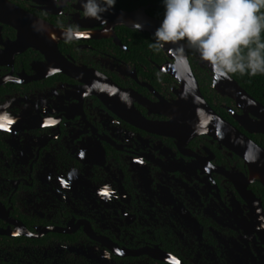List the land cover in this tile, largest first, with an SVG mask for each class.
Wrapping results in <instances>:
<instances>
[{
	"label": "flooded vegetation",
	"instance_id": "flooded-vegetation-1",
	"mask_svg": "<svg viewBox=\"0 0 264 264\" xmlns=\"http://www.w3.org/2000/svg\"><path fill=\"white\" fill-rule=\"evenodd\" d=\"M112 23L80 0H0V264H264V184L246 159L263 119L189 50L239 131L208 127L190 82L161 69L176 60Z\"/></svg>",
	"mask_w": 264,
	"mask_h": 264
},
{
	"label": "clouds",
	"instance_id": "clouds-1",
	"mask_svg": "<svg viewBox=\"0 0 264 264\" xmlns=\"http://www.w3.org/2000/svg\"><path fill=\"white\" fill-rule=\"evenodd\" d=\"M86 18L103 22L116 0H80ZM163 19L150 45L156 51L184 42L218 76L264 75V0H161ZM68 38H74L71 29ZM183 55V49L180 52Z\"/></svg>",
	"mask_w": 264,
	"mask_h": 264
},
{
	"label": "water",
	"instance_id": "water-1",
	"mask_svg": "<svg viewBox=\"0 0 264 264\" xmlns=\"http://www.w3.org/2000/svg\"><path fill=\"white\" fill-rule=\"evenodd\" d=\"M151 4L136 8L134 10H122L117 7H112L109 11H106L103 14V19L109 20V17L113 19L112 25H126L129 28L137 29L141 32H147L153 36L155 30L159 27L161 19L150 16L147 13ZM162 6V5H160ZM181 49H183V55L180 54ZM166 55L176 60L175 64L166 63L161 67L163 71H166L181 80L183 83L185 79L190 82V87L193 90V94L198 98L200 104H196L197 107L194 108L199 114L209 115L210 117V128H213L215 131H219L221 134L224 132L228 133L229 125L232 127V130L237 132L239 131L234 125L225 122L205 101L203 95L201 94L198 86V82L193 74L189 60H188V51L192 50L195 55L198 57L200 64L206 65L210 71V75L213 78L212 86L219 92L222 96H228L236 100L237 104L240 106L247 107L248 109H254L256 112H253L256 116L260 117L261 121L258 123L256 120L252 119L249 122H252L256 125L254 130L255 132H260L264 134V106L257 101L253 96H251L234 78L229 75L227 76H218L215 68L211 65L210 62L204 61L200 58L199 54L196 53L193 49L189 48L184 44V42L169 43L163 48ZM193 111V113H194ZM229 124V125H228ZM166 127V124L164 125ZM174 128L173 125H171ZM199 128L205 129L200 123ZM244 136V135H243ZM243 138L247 139L246 136ZM248 142L252 143L253 152H250V159L246 157L248 164L251 167L256 168L255 178H258L264 184V149L255 145L253 142L247 139ZM246 153V152H245ZM260 155V160L257 159L256 155Z\"/></svg>",
	"mask_w": 264,
	"mask_h": 264
},
{
	"label": "trees",
	"instance_id": "trees-1",
	"mask_svg": "<svg viewBox=\"0 0 264 264\" xmlns=\"http://www.w3.org/2000/svg\"><path fill=\"white\" fill-rule=\"evenodd\" d=\"M151 4L147 13L150 16L156 17L158 19H163L164 8L161 0H116L114 7L122 10H134L136 8L146 6ZM162 5V6H160ZM259 15L264 16V6H261ZM140 35V38L149 39L151 44L153 43V36L149 34H141L139 32L133 31ZM261 38L264 40V31L261 33ZM135 47V46H134ZM135 54H139L138 49H136ZM251 96H253L257 101H259L264 106V75L258 74L256 76H249L247 74L240 75L239 73L230 74Z\"/></svg>",
	"mask_w": 264,
	"mask_h": 264
},
{
	"label": "snow or ice",
	"instance_id": "snow-or-ice-1",
	"mask_svg": "<svg viewBox=\"0 0 264 264\" xmlns=\"http://www.w3.org/2000/svg\"><path fill=\"white\" fill-rule=\"evenodd\" d=\"M11 123H13V121L11 119H8L6 115L0 116V128H6V125ZM49 123H55V122L49 121ZM103 194L107 195V192H104Z\"/></svg>",
	"mask_w": 264,
	"mask_h": 264
},
{
	"label": "bare ground",
	"instance_id": "bare-ground-1",
	"mask_svg": "<svg viewBox=\"0 0 264 264\" xmlns=\"http://www.w3.org/2000/svg\"><path fill=\"white\" fill-rule=\"evenodd\" d=\"M113 20V19H112ZM106 22H107V19H106ZM20 23V22H19ZM45 27V26H44ZM35 38V37H34ZM36 40V39H35ZM42 41V40H41ZM190 87V86H189ZM207 119V118H206ZM208 121V120H207ZM209 121H210V119H209ZM208 127H210V126H208ZM229 140V139H228ZM230 144V143H229ZM237 146V145H236ZM249 150H251V149H249ZM259 157V156H258Z\"/></svg>",
	"mask_w": 264,
	"mask_h": 264
}]
</instances>
